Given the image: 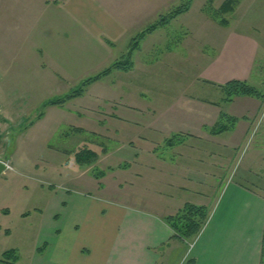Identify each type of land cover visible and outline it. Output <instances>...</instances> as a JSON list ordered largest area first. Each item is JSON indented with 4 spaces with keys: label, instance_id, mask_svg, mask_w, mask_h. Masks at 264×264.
Here are the masks:
<instances>
[{
    "label": "crops",
    "instance_id": "1",
    "mask_svg": "<svg viewBox=\"0 0 264 264\" xmlns=\"http://www.w3.org/2000/svg\"><path fill=\"white\" fill-rule=\"evenodd\" d=\"M42 1L59 7L54 11L55 32L57 29L72 31L76 27L74 31L86 38L89 48L91 42H96L106 49L116 47L119 39L128 34L127 40L131 38L128 46L131 49L132 40L152 23L140 29L142 24L156 22L161 15L169 13L175 5L183 2ZM225 1L222 0L218 7ZM206 3L207 0L202 6L201 21H211L205 11ZM29 4L30 0H0V10L6 16L8 11L13 14L18 11L17 16L22 17L23 10L15 8H24ZM193 7L191 0L190 8L181 15L189 14ZM225 19L228 21L226 25L213 24L214 32L209 36L212 42L205 38L198 45L201 53H205L207 45L215 48L212 58L203 60L205 71L199 79L221 92V85L230 80H245L248 83L254 80V71L259 60L264 58V0H237L235 10L229 12ZM1 22L3 19L0 15V25ZM2 39L4 37L0 32V45L3 46L5 42ZM45 43L47 47L44 48L53 49L50 43ZM238 101L246 109L242 113L231 109ZM62 105H52L51 108L63 109ZM128 107L132 109L121 114L114 112L100 116L103 133L99 134L109 139L113 136L123 139L119 148L113 151L105 149L109 153L102 155L111 157L120 152V159L124 161L119 164L129 162L130 165L118 167L117 170L110 169L113 165L109 166V171L101 180L119 173V191L122 194L126 192L127 197L131 196V201L108 211L89 210V192L72 196L74 192L69 189L65 197H73L74 206L71 210L36 207L27 216L24 215L25 211H21L19 216L22 220H35V223L27 224V228L35 235L36 253L40 254L36 256L43 257L49 261L48 264H189L190 260L194 261L193 264H262L264 191L254 180V177L259 176L254 175L257 171L248 168L241 176L232 178L226 172L223 160L224 157L229 159V156L239 154L262 113L264 99L236 96L229 101L225 95L205 99L181 93L161 98L156 102V107H150L148 115L138 112L132 105ZM86 108L89 110V107ZM223 112L238 120L233 128L214 134L211 130ZM58 113L59 109H52L49 111V121L47 114L37 116V121L48 131L53 129L57 132L68 126L77 128L74 123L67 121L75 113L63 111L61 116ZM175 135H178V141L173 146L167 145L166 140ZM224 135L226 140L216 143L215 139ZM223 150L233 153L224 154ZM205 152L210 162L201 154ZM58 162L60 166L68 167L61 158ZM68 164L71 167L78 165L72 166V160ZM226 166H229V162ZM51 198L55 201V208H61L63 201L69 203L67 198H59L56 192ZM187 203L206 206L210 211L209 220L189 255L190 260L186 258V241L175 237L174 231L164 220ZM3 213L10 220L11 210ZM13 229L0 224V247L6 244L5 239L12 238ZM14 247L4 245L0 255ZM18 262L17 254L15 264Z\"/></svg>",
    "mask_w": 264,
    "mask_h": 264
},
{
    "label": "rangeland",
    "instance_id": "2",
    "mask_svg": "<svg viewBox=\"0 0 264 264\" xmlns=\"http://www.w3.org/2000/svg\"><path fill=\"white\" fill-rule=\"evenodd\" d=\"M204 1L192 0L194 7L189 14H180L165 26L147 34L141 40L139 49L132 54L134 67L131 70L111 69L108 74L86 85V80L100 75L116 61L126 58L130 50L128 44L131 38L127 40L129 34L120 38L116 47L106 49L91 42L89 48L86 38L74 31L76 27L72 31H54V11L59 7L53 3L49 5L42 0H30V4L24 8H15L23 10L22 17L17 16L18 11L16 14L8 11L6 16L0 10L3 19L0 32L5 42L3 46L0 45V158L13 167L0 174V224L14 228L12 238L4 242L15 246L18 264L49 263L43 257L36 256L40 254L36 253L35 235L27 228V224L35 223L34 218L22 220L19 216L21 211H25L24 215L27 216L36 207L71 210L74 206L72 196L88 192L89 210L108 211L131 201V196L127 197L126 192L122 194L119 191V173L106 177L104 181L95 177L101 171L107 174L111 165L117 170L119 163L124 161L120 159V152L103 157V153H109L105 149L113 151L119 148L123 139L121 136L109 139L99 134L103 133L100 116L104 113H124L132 109L129 105L148 115L150 107H156V102L161 98L181 93L205 99L226 96L213 85L199 79L205 71L203 60L212 58L215 48L207 45L205 53H201L198 45L205 38L212 42L209 36L214 32L213 24H220L211 15H208L211 21H201ZM221 1L213 0L215 9L220 8ZM227 16L229 13L220 15L221 18ZM151 23L155 22L142 24L140 29ZM45 42L50 43L53 49L44 48L47 47ZM42 43H45L44 46ZM254 74L250 84L264 92V58L259 60ZM81 88L84 89L83 97H71ZM58 99L66 100L63 103L65 105L61 106L63 109L56 107L59 109L58 114L63 115V111L75 113L67 121L84 130L78 131L73 129L75 126H68L63 127L65 130L48 131L38 123L37 116L40 113L47 114L49 121V111L56 108H51L53 106L48 103ZM232 108L237 113L246 110L239 101ZM262 110L239 154L229 156V159L224 157L223 163L232 178L241 176L248 168L257 171L253 173L259 178L254 177V180L264 191V107ZM225 136L216 138V143L224 142ZM250 137L252 139L249 141ZM84 147L96 149L101 155L95 163L86 167L76 165L75 161V154ZM222 153L230 155L233 152L223 150ZM201 154L210 162L208 153ZM60 158L68 167L58 164ZM69 160H72V166L77 167H71ZM228 162L229 166H226ZM124 164L127 167L130 165L129 162ZM69 189L74 195L65 197ZM53 192L62 200L67 198L69 203L63 201L61 208H55V201L51 198ZM9 209L12 212L10 220L3 213ZM194 242L186 241L188 260Z\"/></svg>",
    "mask_w": 264,
    "mask_h": 264
},
{
    "label": "trees",
    "instance_id": "3",
    "mask_svg": "<svg viewBox=\"0 0 264 264\" xmlns=\"http://www.w3.org/2000/svg\"><path fill=\"white\" fill-rule=\"evenodd\" d=\"M237 0H226L219 9H215L213 5V0H208L205 5V11L217 19L220 23L226 25L228 21L225 18H221V13L226 14L229 12H233L235 10ZM191 0H183V2L171 10L167 14H163L160 16L159 21L149 25L145 30H143L139 35H137L132 40L131 49L128 54L124 57V60L116 61L112 67L104 70L100 75H97L94 78H90L85 81V85L89 81H94L99 79L102 75L108 74L111 69H119V70H131L134 67V62L132 60V54L135 49L139 47L140 40L148 33L153 32L159 27L165 26L172 19L176 18L179 14L187 11L190 8ZM223 92L226 94L227 100H232L236 96H251L258 99H264V92L255 86L251 85L245 80L233 79L221 85ZM84 93V89L81 88L76 93H73L71 97L80 96ZM65 99L51 100L48 104L56 105L62 104ZM43 113L39 115L41 117ZM237 118L228 115L223 112L221 114V119L219 122L213 126L212 133L218 134L233 128L237 122ZM230 122V124H227ZM75 130L82 131L81 128H74ZM178 135L172 136L166 140L167 145L173 146L178 141ZM100 158V152H97L96 149L84 147L81 150L77 151L75 154V161L78 165L82 167H86L92 165ZM120 168L127 167V164H122L118 166ZM110 169H113L110 167ZM106 175L104 171H101L95 174L97 179H101ZM210 216V211L208 207L203 205H195L192 203H187L185 206L180 209L176 214L169 215L165 217V222L172 228L175 233V237L180 238L184 241H194L199 236L204 226L207 224ZM264 253V251H263ZM11 261L12 264H15L17 261V253L14 249L8 250L0 255V262L9 263ZM194 261L190 260L189 264H193ZM264 264V259L263 263Z\"/></svg>",
    "mask_w": 264,
    "mask_h": 264
},
{
    "label": "water",
    "instance_id": "4",
    "mask_svg": "<svg viewBox=\"0 0 264 264\" xmlns=\"http://www.w3.org/2000/svg\"><path fill=\"white\" fill-rule=\"evenodd\" d=\"M5 170V165L0 162V174Z\"/></svg>",
    "mask_w": 264,
    "mask_h": 264
},
{
    "label": "built area",
    "instance_id": "5",
    "mask_svg": "<svg viewBox=\"0 0 264 264\" xmlns=\"http://www.w3.org/2000/svg\"><path fill=\"white\" fill-rule=\"evenodd\" d=\"M0 161L4 162L3 160H0ZM4 163L6 164L7 167H9V168L11 167L8 162H4Z\"/></svg>",
    "mask_w": 264,
    "mask_h": 264
}]
</instances>
